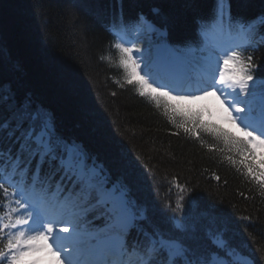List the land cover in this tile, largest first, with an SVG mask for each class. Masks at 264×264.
I'll return each mask as SVG.
<instances>
[{
    "label": "trees",
    "instance_id": "16d2710c",
    "mask_svg": "<svg viewBox=\"0 0 264 264\" xmlns=\"http://www.w3.org/2000/svg\"><path fill=\"white\" fill-rule=\"evenodd\" d=\"M229 3L234 18L259 24L264 16V0ZM214 6L215 0H0V69L19 99L54 114L59 132L83 146L109 186L126 187L152 226L173 232L179 184L190 222L213 217L234 247L264 264V185L241 163L259 176L255 151L249 146L241 155L207 133H186L167 98L141 96L137 82L125 80L117 27L109 26L121 14L126 21L146 16L167 29L171 44L191 46ZM249 54L257 82L264 78V47ZM210 118L206 112L202 120L245 140ZM4 200L0 194V205Z\"/></svg>",
    "mask_w": 264,
    "mask_h": 264
},
{
    "label": "snow or ice",
    "instance_id": "6c2138e0",
    "mask_svg": "<svg viewBox=\"0 0 264 264\" xmlns=\"http://www.w3.org/2000/svg\"><path fill=\"white\" fill-rule=\"evenodd\" d=\"M257 19L259 24L234 18L229 0H215L211 22L202 25V34L206 37L211 31L231 35L235 30L247 46L237 44L218 55L209 49L208 55L202 57L203 71L195 80L181 71L194 58L192 50L163 47L162 61L181 77L179 85L174 80L162 82L163 78L152 73L147 63L145 75L140 76V63L133 59V49L116 43L125 80L132 84L139 76L140 95L144 96V89L148 88L158 93L153 97L158 103V97L177 103L216 97L221 113L226 114L224 118L232 124L239 122L249 139L241 140L205 123L202 117L209 112L207 108L184 111L173 107L171 111L182 118L180 126L186 133H207L229 151L235 149L245 155L249 146L264 147V82L256 83L253 55L244 54L249 48L255 52L264 47V16ZM129 23L146 32L156 30L143 16L126 21L122 14L114 16L109 26L125 27ZM146 76L157 86L152 87ZM3 81L0 69V190L5 199L15 196L16 207L0 205V211L8 209L0 216V264H22L44 251L54 256L57 264H249L250 260L256 264L255 257L246 256L230 243L213 217L202 224L190 222L183 196L186 188L179 184L178 211L174 210L170 218L173 232L165 233L152 226L145 212L130 201L126 187L109 186L102 170L89 162L83 146L59 132L55 116L48 108L32 103L29 98L19 99L15 90ZM168 108L166 103L165 109ZM241 163L264 185V171L256 176L251 165L245 160ZM260 167L264 168V162ZM54 206L64 215L50 218L49 209ZM89 213H98L94 219L103 217L105 224L88 233L95 244L87 250L81 248L78 240L62 243L67 238L54 235L56 231L68 233L69 227L79 235L73 219H86ZM86 222L90 224L91 220ZM58 224L68 226L57 227ZM50 240L57 243L55 249ZM97 253L106 258L95 259ZM29 264L38 262L29 260Z\"/></svg>",
    "mask_w": 264,
    "mask_h": 264
},
{
    "label": "rangeland",
    "instance_id": "374dc122",
    "mask_svg": "<svg viewBox=\"0 0 264 264\" xmlns=\"http://www.w3.org/2000/svg\"><path fill=\"white\" fill-rule=\"evenodd\" d=\"M140 36L143 37L142 40H138L139 42H142L144 44V50L142 48H139L133 39H127L123 40L120 43H122L125 47L132 48V57L134 60H136L137 63H140V69H138L140 76H144L147 69H145V64L147 63L150 66V70L152 73L159 75L163 78H168V76L172 77V79L175 81L177 80V83H179L180 76L172 70L168 69V67L163 63L160 50L165 47L163 44H160L157 42L158 39V33L154 32H146L145 29H142L139 31ZM229 42L225 45L227 47L234 45V43H237L239 40H233V38H230L228 40ZM136 49H139V51H136ZM209 49H212L217 55L221 52H223L222 48L218 45V42L212 39H208L206 46L201 50L200 53H203L204 55H208ZM221 49V51L219 50ZM192 52L195 53L194 50ZM188 67V64L186 65ZM202 71L193 72L194 78H198ZM149 80V83L152 84V87H156L157 85L153 83L152 79L150 77H145ZM134 80L139 82V76L136 77ZM164 91H170L172 95H175V91H171L169 88L162 89ZM145 93H150V90L148 88L144 89ZM153 95L158 96V93H153ZM172 103L175 104V106L184 111H197L201 109L207 108L212 115H214V118L222 123L224 126L235 130L238 132L239 135L245 136V133L241 130V125L239 122L237 124H232L230 121H227L224 116L226 114H222L220 110V104L219 101H217L216 97H209L206 100H199V101H192L187 100L180 103H177L176 101L170 100ZM207 112V113H209ZM256 135V133H254ZM246 137V136H245ZM262 148L264 150V147L258 146L257 149L260 150ZM58 232V231H57ZM41 254H47L46 251L42 252ZM56 260V258H55ZM57 261V260H56ZM53 264V263H52Z\"/></svg>",
    "mask_w": 264,
    "mask_h": 264
},
{
    "label": "bare ground",
    "instance_id": "6f19581e",
    "mask_svg": "<svg viewBox=\"0 0 264 264\" xmlns=\"http://www.w3.org/2000/svg\"><path fill=\"white\" fill-rule=\"evenodd\" d=\"M156 9V8H155ZM168 48V47H167Z\"/></svg>",
    "mask_w": 264,
    "mask_h": 264
},
{
    "label": "water",
    "instance_id": "95a60500",
    "mask_svg": "<svg viewBox=\"0 0 264 264\" xmlns=\"http://www.w3.org/2000/svg\"><path fill=\"white\" fill-rule=\"evenodd\" d=\"M164 34V33H163Z\"/></svg>",
    "mask_w": 264,
    "mask_h": 264
}]
</instances>
